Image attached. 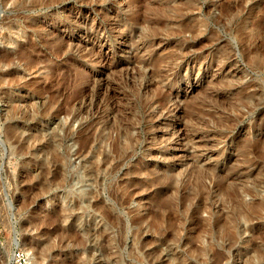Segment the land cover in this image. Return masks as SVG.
<instances>
[{"label": "rangeland", "instance_id": "374dc122", "mask_svg": "<svg viewBox=\"0 0 264 264\" xmlns=\"http://www.w3.org/2000/svg\"><path fill=\"white\" fill-rule=\"evenodd\" d=\"M128 1L61 0L40 9V0H0V55H15L11 62L0 61V264L8 263L15 243L30 241L32 251L17 250L29 252L30 257L34 253L37 264L62 258L54 264H76L82 251L72 242L61 251L51 250L47 261L40 260V247H46L47 238L42 233L43 221L59 206L71 205L77 194L88 193L93 194L91 202L100 200L115 216L110 237L117 240L120 223L125 227L121 257L126 262V252L134 245L132 221L166 202L178 209L167 231L175 234L172 239L178 242L171 246L182 262H188L185 244L193 228L192 234L199 236L196 244L208 241L219 250L223 233H233L235 226V247L249 257V264H264V74L246 63L256 64L253 60L263 55L257 57L256 51L243 55L251 41L247 31L238 28L248 16L216 25L212 19L217 11L212 9L208 38L202 8L216 0H140L139 5L126 7ZM33 2L35 7L29 5ZM260 3L264 1L248 0L246 6L256 8ZM52 14L58 21L45 19ZM96 27L100 29L97 33H87ZM217 60L230 63L229 72L239 70L240 82L254 81L250 89H260V104L252 110L229 105L237 99L238 81L222 77L227 70L223 75L218 64L206 69ZM143 65L151 69L152 76H143ZM95 80L107 87L108 106L98 116L69 123L75 104ZM207 93L220 94L221 104L206 99ZM152 97L158 103H146ZM40 103L49 105L39 108ZM158 105L163 116L172 117L167 116L160 127L159 118L146 115ZM61 108L65 112L57 114ZM167 110L175 116L166 114ZM105 122L108 139H115L120 130L125 140L133 141L127 148L123 147L125 140L116 143L114 160L103 168L105 173L99 172L95 183L84 176L79 161L71 155L77 148L75 138L94 131L99 134ZM14 133L31 138L29 146L16 147L11 138ZM161 134L172 142L160 138ZM57 153L64 156L65 181L61 184L53 180L52 171H44ZM192 162L209 174L214 171L217 186L206 188L211 178L185 176ZM163 170H167L164 177ZM170 182L176 185L163 189ZM247 186L250 194L242 195L240 216L231 213L223 194L236 195ZM124 198L126 203L119 206ZM198 203L206 208L189 220L188 213ZM82 206L85 216L81 221L90 224L89 228L101 226L97 213L91 219L94 212L85 203ZM217 210L230 213L219 219ZM73 214L83 215L80 209ZM243 214L255 217L246 232L240 223ZM151 221L146 217L143 225ZM57 224L67 226L62 219ZM74 229L80 230L78 226ZM146 234L158 243L155 230L148 228ZM85 246L93 248L88 242ZM100 254L92 249L91 256L84 253L83 257ZM139 262L147 264L143 259ZM228 263L244 264L238 256ZM90 264L94 263L90 260Z\"/></svg>", "mask_w": 264, "mask_h": 264}, {"label": "bare ground", "instance_id": "6f19581e", "mask_svg": "<svg viewBox=\"0 0 264 264\" xmlns=\"http://www.w3.org/2000/svg\"><path fill=\"white\" fill-rule=\"evenodd\" d=\"M251 1V0H250ZM264 1V0H263ZM61 2V0H40L39 8L49 7L56 3ZM246 2L248 0H216L214 3H208L202 8V13L205 21V34L208 38L211 37L209 34V31L207 30V21L210 19L209 14L212 9L217 11L216 16L214 17L213 22L216 25H229L233 19L240 18V16L245 14L248 16L246 19H244V22L242 23V26H239L238 31H247V39L251 41V47L247 48L245 50L246 53H243L244 57L248 56L252 51H256L257 57L264 56V4L260 3L258 7L253 8L254 5L247 7ZM140 0H129L125 5L126 7H129V5H136L140 4ZM250 4V3H249ZM31 7H35L37 4L33 2L32 4H29ZM55 19L58 21V17L55 15H48L45 19ZM125 28H121V32H124ZM84 30V29H83ZM100 29L98 27L95 28V30L87 31V33H97ZM50 36H52L51 33H48ZM216 37V35H215ZM208 40V39H206ZM257 41V42H256ZM253 42V45H252ZM256 42V43H255ZM142 45V44H141ZM144 46V45H143ZM245 46V45H244ZM218 51L221 48L215 47ZM15 55L13 54H4L3 56L0 55V61L5 62H11L10 58H14ZM262 56V59L253 60L254 63H248L249 65H255V68H258L260 70V73L264 74V57ZM215 64H218V66L222 69V74L225 75L222 77L228 76L233 80V78H236L235 81L237 82V87L239 91L237 92V99L234 103H229L233 108L237 107H248L250 110H252L253 107L260 104V89H253V91L250 89L252 86H254V81L249 82H240L239 79L241 78V74L239 73V70H231L229 72V68L232 66L230 63H226L224 61L221 62V60H217L215 63H208L206 69L214 66ZM102 65V64H101ZM232 68V67H231ZM141 72L143 76H152L153 72L149 67H142ZM228 73V74H227ZM227 74V75H226ZM220 77V76H218ZM221 78V77H220ZM94 84H88L87 88L85 89V92L80 96V100L78 103H76V108L74 110V113L69 116V123L81 120L84 117H91L93 115L98 116L101 114L107 104V87L103 88L99 83L98 80H95ZM217 82L221 83L220 80H217ZM157 83V82H156ZM155 84V83H154ZM206 99L212 100L213 102L217 104H221V97L220 94L215 93H207ZM146 103H158L157 98H149ZM49 104L40 103L39 108L42 107H48ZM112 109V108H111ZM110 110L109 112H111ZM62 112H65L64 109H59L56 111L57 114H60ZM108 112V111H107ZM166 114H171L172 116H175V113L173 110H167ZM147 117L150 119L153 118H159L158 126L162 125L163 121L166 119L167 116L169 118H172L170 115L163 116V112L158 105L155 109H151L149 112L146 113ZM64 122L63 124H65ZM82 125V124H81ZM83 126V125H82ZM109 127V126H108ZM106 126V122L103 123L101 126H99V131L97 133H101L102 137L97 139L99 134H95L96 132H90L88 135L81 137L78 136V138H75V143L77 144V148L73 151L72 157H74L75 160L79 161V168H81L84 172V176L90 177L95 183L99 182L98 174L101 171L102 173H105L103 168L105 166H108L113 160H114V152H116V143L120 142L121 140H125L122 132L120 130L117 131L115 139H108V136L104 135L105 130L108 128ZM109 129V128H108ZM112 129V128H111ZM110 129V130H111ZM174 129H176V125L174 126ZM104 132V133H103ZM174 133V131H173ZM173 133L171 135H173ZM110 135V134H109ZM107 137V138H106ZM111 137V135H110ZM113 137V136H112ZM165 134H161L160 138L165 139L168 142H172V140L169 138V136L165 137ZM11 138L14 140V145L16 147H26L29 146V143L31 141V138L24 139L21 138V133H14L12 134ZM106 140V141H105ZM107 140H110V142L107 143ZM133 141L132 138L126 139L124 143V148H127L130 146V143ZM97 142L96 145L94 143ZM107 143V144H105ZM108 150H107V148ZM47 148V147H46ZM44 148V150H46ZM43 149V148H41ZM247 152L248 150L245 149ZM123 158V155L119 156V159ZM64 156L61 154L58 155L55 154L52 156L47 164V167H44L45 173H49V171H52V178L54 181L57 180L59 184H61L65 179L62 176V171L64 170ZM91 162V163H90ZM87 163H89L87 165ZM167 170H163L161 173L164 177L166 175ZM189 171L185 174L188 177L195 175L194 178H208L210 179V185H206V188L210 189L213 186H217V183L213 181V179H216L217 174L212 171L211 174L204 171L202 167L198 164H195V162H192V166L189 167ZM75 173V171H74ZM213 175V177H212ZM48 182V181H47ZM51 182V181H50ZM179 183V182H178ZM212 183V186H211ZM143 185V184H142ZM176 185L175 182H170L166 186H164L163 189H172ZM235 188L236 184H234ZM222 189H220L221 191ZM233 190V187H232ZM70 192V191H69ZM218 192V191H217ZM72 193V191L70 192ZM205 191L199 192L200 195H203ZM69 194V193H67ZM76 195V193H73ZM250 194V187H242L241 193L230 194V193H224V199L223 202L228 204V209L231 211L237 212L240 216L239 206L242 203V195H249ZM70 195V194H69ZM67 195V196H69ZM87 196V197H86ZM77 194L76 199L74 200L71 205L62 206L57 208L53 211V213L48 215L46 220L43 221L46 227L42 229V233L47 237L45 239V246L43 242L40 243V245L43 244V247L45 249H42L43 247L39 246L41 248V256L39 257L41 261H47L49 259L50 251L54 248L57 249V251H61L64 249V247H67L69 243L73 247L76 246L77 248H81L82 251L81 255H78L76 258V261L78 262L76 264H90V260L94 264H138L140 260H144L147 264H229L228 262L235 257L243 258L244 264H249L247 255L242 251V249H239L235 247V236L237 234V230L235 226L232 227L233 233H223L222 237L220 238L221 244L220 249H214L211 242L208 241H199V245L195 243V241L198 239L199 236H196L195 234H192L194 231H196V228H193L189 232V235L191 237L188 239L187 243L185 244L186 250L185 254L187 255L188 262H182L179 258V256L176 253V250L171 246L172 242H178L177 240H174L172 238L175 237V234L173 232L167 231V226L170 225V222L175 218L173 217V214L178 212V209L171 206L169 203L166 202H160L156 208H151L149 206V209L144 214L143 218H135L132 223L135 226V230L133 231V239H134V245L130 249H128L126 252V256L129 258V261L126 262L124 258L121 257V248L124 244V228L123 225L120 223L119 231L117 229V237L118 239H114L110 237V230L112 226L115 223V216L110 212V210L100 201V200H94L95 202L90 201V197L93 196L92 193L86 194ZM86 197V198H85ZM126 198L120 199L119 206H122L126 203ZM201 201V198L199 199ZM82 203H85L86 208H91V210L94 212V215H91V219L96 218V213L99 216V222H101V226H94L93 228H89L90 224H87L81 221V218L85 216V210H83ZM196 209L190 213H188L187 217H189V220H194V216L199 213L201 209H205L206 205L204 203H198L196 204ZM248 205V204H246ZM215 208L217 207L219 209L220 205H213ZM251 206V205H249ZM262 206V205H260ZM252 207V206H251ZM76 209L82 210L83 215H74L73 212ZM263 210V209H262ZM219 212V219L227 218L228 212H224L223 210H217ZM264 211V210H263ZM146 217H151L152 221L148 223V225H143L144 220ZM262 216H259V219H261ZM255 217H253L252 214H243L241 217L242 226L246 227L244 228L245 232L249 231L250 229V223L254 221ZM64 220V222H67L66 228H61L57 221ZM89 223V222H88ZM236 225V222L235 224ZM238 225V223H237ZM76 226L80 228V230L74 229ZM164 226V227H163ZM118 228V227H117ZM148 228H152L157 233L159 240L158 243H155V240L152 236H149L146 234L148 232ZM90 243V245L93 247H86V243ZM30 243V244H29ZM25 242L24 244L15 243L13 247V250L11 251V255L8 259L7 264H11L12 262V255L15 250H17L19 247L21 249L25 250H33L30 242ZM53 243V244H52ZM52 244V245H51ZM153 244V245H152ZM51 245V246H50ZM67 245V246H66ZM151 246L149 249H146L147 246ZM71 246V248H72ZM68 249V248H67ZM92 249H98L101 253L98 257H92L88 258L87 256H91V250ZM115 249V250H114ZM44 250V252L42 251ZM70 250V249H69ZM114 250V252H113ZM47 252V253H46ZM44 253V255H43ZM84 253H86L87 256H84ZM28 256L30 255L29 252L27 253ZM31 261H34V264H37V256L33 253V256L30 257ZM48 258V259H47ZM64 261L65 259H51L50 264L58 263ZM140 263V262H139ZM1 264H4L3 262Z\"/></svg>", "mask_w": 264, "mask_h": 264}, {"label": "built area", "instance_id": "2783aa9c", "mask_svg": "<svg viewBox=\"0 0 264 264\" xmlns=\"http://www.w3.org/2000/svg\"><path fill=\"white\" fill-rule=\"evenodd\" d=\"M11 264H31L30 258L25 251L15 250L12 255Z\"/></svg>", "mask_w": 264, "mask_h": 264}]
</instances>
